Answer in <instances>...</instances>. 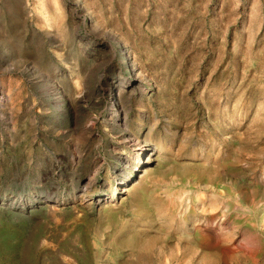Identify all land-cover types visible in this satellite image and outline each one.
<instances>
[{"label":"rangeland","instance_id":"obj_1","mask_svg":"<svg viewBox=\"0 0 264 264\" xmlns=\"http://www.w3.org/2000/svg\"><path fill=\"white\" fill-rule=\"evenodd\" d=\"M0 264H264V0H0Z\"/></svg>","mask_w":264,"mask_h":264},{"label":"bare ground","instance_id":"obj_2","mask_svg":"<svg viewBox=\"0 0 264 264\" xmlns=\"http://www.w3.org/2000/svg\"><path fill=\"white\" fill-rule=\"evenodd\" d=\"M126 60V59H125ZM127 91V90H126ZM140 148V147H139ZM146 150V149H145ZM144 149H141L140 150V153H139V155H141L142 154V157H144V159H145V157L147 158V156H148V154H147V152L145 151ZM138 153V152H137ZM133 157V156H132ZM137 158V157H136ZM150 158V157H149ZM141 160V159H140ZM150 161V160H149ZM144 162V161H143ZM140 167V166H139ZM124 184V183H123ZM127 185V184H126Z\"/></svg>","mask_w":264,"mask_h":264}]
</instances>
